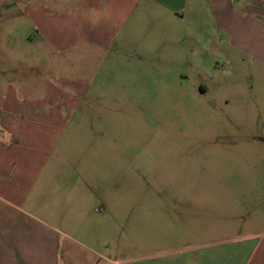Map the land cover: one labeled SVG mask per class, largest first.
<instances>
[{"label": "rangeland", "instance_id": "obj_1", "mask_svg": "<svg viewBox=\"0 0 264 264\" xmlns=\"http://www.w3.org/2000/svg\"><path fill=\"white\" fill-rule=\"evenodd\" d=\"M37 1L0 0V104L18 105L28 129L54 120L53 154L69 164L56 182L89 185L70 231L97 264L171 262L204 241L201 226L264 230V62L240 46L238 22L218 24L212 0H197L175 22L138 19L112 45L69 44L71 30L28 22ZM246 6L264 0H228Z\"/></svg>", "mask_w": 264, "mask_h": 264}, {"label": "crops", "instance_id": "obj_2", "mask_svg": "<svg viewBox=\"0 0 264 264\" xmlns=\"http://www.w3.org/2000/svg\"><path fill=\"white\" fill-rule=\"evenodd\" d=\"M187 1L38 0L30 9L28 22L37 30H71L72 37L66 38L69 44L87 40L106 47L116 42L121 30L133 29L137 20L148 14L172 15L173 22L181 19L183 12L198 2ZM211 10L218 24L226 25L223 17L236 20L237 39L246 36L240 46L251 41L255 58L264 62V38L259 34L264 26L258 20L264 11L248 6L233 11L228 0H212ZM246 12L251 16L248 20L242 16ZM247 21L253 23L249 30L258 31L257 36H248ZM17 106L12 108L17 109L15 113L0 104L4 112L0 118V264H97L100 253L74 238L70 229L77 223L68 218L83 213L88 196L83 197L82 189L89 185L77 180L56 182L60 175L67 178L69 164L61 159L66 151L53 154L60 136L51 128L54 120H30L35 128L28 129L29 121L25 123ZM74 178L78 179L76 172ZM193 232L204 241L193 252L180 253L165 264H264V230L234 236L230 228L213 232L201 226Z\"/></svg>", "mask_w": 264, "mask_h": 264}]
</instances>
